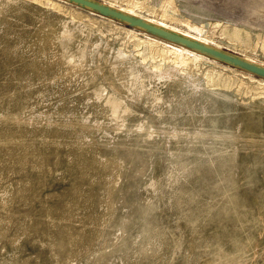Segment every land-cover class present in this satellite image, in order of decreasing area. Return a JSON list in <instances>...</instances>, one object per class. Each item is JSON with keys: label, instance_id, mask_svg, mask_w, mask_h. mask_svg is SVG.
I'll list each match as a JSON object with an SVG mask.
<instances>
[{"label": "rangeland", "instance_id": "obj_1", "mask_svg": "<svg viewBox=\"0 0 264 264\" xmlns=\"http://www.w3.org/2000/svg\"><path fill=\"white\" fill-rule=\"evenodd\" d=\"M100 1L264 64V0ZM0 264H264V80L0 0Z\"/></svg>", "mask_w": 264, "mask_h": 264}, {"label": "water", "instance_id": "obj_2", "mask_svg": "<svg viewBox=\"0 0 264 264\" xmlns=\"http://www.w3.org/2000/svg\"><path fill=\"white\" fill-rule=\"evenodd\" d=\"M85 11L111 19L129 28L188 49L223 65L264 79V65L212 44L187 36L100 0H62Z\"/></svg>", "mask_w": 264, "mask_h": 264}, {"label": "bare ground", "instance_id": "obj_3", "mask_svg": "<svg viewBox=\"0 0 264 264\" xmlns=\"http://www.w3.org/2000/svg\"><path fill=\"white\" fill-rule=\"evenodd\" d=\"M62 1V0H61ZM67 3V2H66ZM69 4V3H68ZM108 4V3H107ZM109 5H112V4H109ZM113 6V5H112ZM116 7V6H115ZM119 8V7H118ZM81 9V8H80ZM120 9H122V8H120ZM83 10V9H82ZM122 10H125V11H127V12H129V13H132L133 11H131V10H129V9H125V8H123ZM89 12V11H88ZM92 13V12H91ZM95 14V13H94ZM132 14H134V13H132ZM136 15V14H135ZM137 16H139V15H137ZM103 17V16H102ZM105 18V17H104ZM144 18V17H143ZM108 19V18H107ZM146 19V18H145ZM111 20V19H110ZM147 20H149V19H147ZM113 21V20H112ZM150 21H152V22H155V23H158V24H160V25H163V26H165V27H168L169 25H167L166 23H162V22H158V21H156V20H150ZM168 28H170V29H172V30H175V31H178V32H181V33H183V34H185V35H187V36H190V37H193V38H195V39H198V38H196V37H194V36H192V35H190L189 33H186L185 31H183V30H181V29H177V28H174L173 29V27L171 28V27H168ZM133 29V28H132ZM135 30V29H134ZM180 30V31H179ZM138 31V30H137ZM139 32H141V31H139ZM143 33V32H142ZM144 34H146V33H144ZM147 35H149V34H147ZM149 36H151V35H149ZM152 37H154V36H152ZM154 38H156V37H154ZM157 39H159V38H157ZM161 40V39H160ZM198 40H201V39H198ZM163 41V40H162ZM201 41H203V40H201ZM164 42H166V43H168V44H171V45H174V44H172V43H169V42H167V41H164ZM203 42H205V41H203ZM206 43H208V42H206ZM208 44H210V43H208ZM174 46H176V47H180V46H177V45H174ZM218 47V46H217ZM182 47H180V49H181ZM182 50L183 51H185V52H192V53H195V52H193V51H190V50H188V49H185V48H182ZM197 56H201L202 57V55H200V54H198V53H195ZM204 57V56H203ZM244 57V56H243ZM205 58H207V57H205ZM245 58H247V57H245ZM209 59V58H208ZM247 59H250L249 57L247 58ZM209 60H211V61H213L214 62V60H212V59H209ZM251 60V59H250ZM253 61V60H252ZM216 62V61H215ZM262 65H264V64H262ZM227 66V65H226ZM235 69V68H234ZM238 70V69H237ZM241 71V70H240ZM242 73L244 72V71H241ZM244 73H247V72H244ZM247 74H249V73H247ZM251 75V74H250ZM253 76V75H252ZM256 77V76H255ZM258 78V77H257ZM258 79H260V80H264V79H261V78H258Z\"/></svg>", "mask_w": 264, "mask_h": 264}, {"label": "crops", "instance_id": "obj_4", "mask_svg": "<svg viewBox=\"0 0 264 264\" xmlns=\"http://www.w3.org/2000/svg\"><path fill=\"white\" fill-rule=\"evenodd\" d=\"M174 29V28H173ZM180 31V30H179ZM182 32V31H181ZM195 37V36H194ZM199 39V38H198ZM261 64V63H260Z\"/></svg>", "mask_w": 264, "mask_h": 264}]
</instances>
